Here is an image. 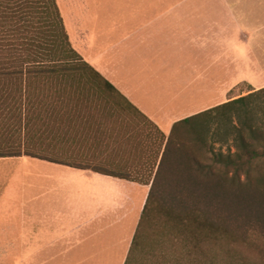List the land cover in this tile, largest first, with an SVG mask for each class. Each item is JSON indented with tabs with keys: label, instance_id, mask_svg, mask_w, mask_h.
Wrapping results in <instances>:
<instances>
[{
	"label": "crops",
	"instance_id": "obj_1",
	"mask_svg": "<svg viewBox=\"0 0 264 264\" xmlns=\"http://www.w3.org/2000/svg\"><path fill=\"white\" fill-rule=\"evenodd\" d=\"M56 2L73 50L113 88L82 76L91 90L61 106L75 111L110 91L167 137L175 123L234 100L227 92L264 88V0ZM97 121L74 114L50 134L45 145L56 143L66 163L0 159L1 264H125L149 186L83 169L116 153ZM26 163L45 176L27 178L18 171ZM108 193L123 200L96 208Z\"/></svg>",
	"mask_w": 264,
	"mask_h": 264
},
{
	"label": "trees",
	"instance_id": "obj_2",
	"mask_svg": "<svg viewBox=\"0 0 264 264\" xmlns=\"http://www.w3.org/2000/svg\"><path fill=\"white\" fill-rule=\"evenodd\" d=\"M85 75L111 88L73 50L56 0H0V159L66 163L55 154L37 156L34 146L43 131L45 97L67 101L91 90L81 84ZM261 92L264 89L249 95ZM246 97L175 123L153 167L145 174L135 169L134 179L100 168L83 169L149 186L139 228L151 215L161 219L178 257L219 264L248 237L264 246V116L259 127L244 119L236 128L237 150L229 156L216 154L199 134V128L225 118L228 109L248 115L245 107H238L245 105ZM183 130L209 154L208 164L187 149L185 140L175 139Z\"/></svg>",
	"mask_w": 264,
	"mask_h": 264
},
{
	"label": "rangeland",
	"instance_id": "obj_3",
	"mask_svg": "<svg viewBox=\"0 0 264 264\" xmlns=\"http://www.w3.org/2000/svg\"><path fill=\"white\" fill-rule=\"evenodd\" d=\"M261 89L264 88L252 92ZM247 91H249V89H246L244 85H241V87L227 92V99L233 96H236L234 99L247 96L245 105L238 107H245V109L248 110V115L242 113L239 109H228L225 111L226 117L222 119L220 118L219 121L216 122V125L214 123L209 128H199L200 137L209 146H212L210 149L212 148L216 154L229 156L236 152V142L234 140L235 134L237 133L236 128L241 127V123L244 119L249 120V123L254 127L260 126L259 119L264 116V92L249 95L252 92ZM52 97L48 96L50 101L45 97L43 131L40 137H36L37 143L34 146V148H37L35 150L37 156L45 157L47 154H55L54 156H57L60 159L65 158V152L59 154V149L56 143L51 144L52 146L49 147L48 144L45 145V142L49 143L50 140L55 142L56 137H50V134L52 132L56 134L58 126L66 124L67 120L74 119V114H78V117L97 116L98 133L104 134V132L107 131L108 140L112 141V145L108 141L107 147L110 149L114 148L117 154L115 153L114 157L111 154L109 160L102 159V163L95 162L94 165L99 166L97 168L110 171L114 174H130L129 178L134 179V170L140 169L139 173L145 174L144 170L153 167L158 153L164 148L167 137L144 117L126 105L115 93L108 91L104 92V94L101 93L85 97L86 99H83V103L79 104L80 106H77L75 111L71 107L69 108V105H59V99H56V96L54 98ZM86 103L88 105H86ZM222 120H224V122ZM68 125L72 129V123H68ZM98 136L97 141L99 144L97 146L98 148L100 146L104 148V140L100 143L104 138H99ZM175 139L178 141L185 140L187 149L189 148L202 164H208L210 162L208 160L209 154L202 152L198 148V145L192 141V135L190 133L185 132V130L182 132L178 131L175 134ZM32 159L33 158L29 160ZM111 163L119 165L120 167L105 166L106 164ZM18 171L25 172L27 178H35L45 176L44 171L47 170H45L44 167L35 166L33 163H26V165H23ZM255 175L257 174H254L252 178H255ZM120 200H123V197L119 198L116 193L113 195L108 193L104 196L99 194L96 208H108L110 205H114V203H117ZM158 219V217L151 215L150 220L146 225L144 222L140 228L138 226L135 229L132 239L136 236V240L134 244L133 240H131L132 243L129 245L125 264H211L208 263L207 260L200 259L201 261H195L197 259H193L183 254L185 252H182V257H178V254L173 250V248H176V245L169 240V234L167 233L168 229H166L167 226H164L161 219ZM3 251L6 252L7 250H0V255ZM170 253H173V255L177 257L170 258ZM241 263L264 264L263 244L255 241L254 237L252 239L251 237H248L247 240L234 245V251L230 257H223L219 262V264Z\"/></svg>",
	"mask_w": 264,
	"mask_h": 264
}]
</instances>
